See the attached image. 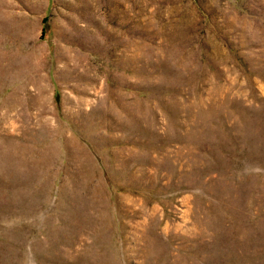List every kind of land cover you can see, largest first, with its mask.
Here are the masks:
<instances>
[{"label": "rangeland", "instance_id": "374dc122", "mask_svg": "<svg viewBox=\"0 0 264 264\" xmlns=\"http://www.w3.org/2000/svg\"><path fill=\"white\" fill-rule=\"evenodd\" d=\"M0 264H264V0H0Z\"/></svg>", "mask_w": 264, "mask_h": 264}]
</instances>
